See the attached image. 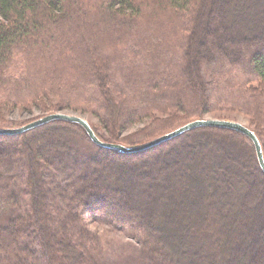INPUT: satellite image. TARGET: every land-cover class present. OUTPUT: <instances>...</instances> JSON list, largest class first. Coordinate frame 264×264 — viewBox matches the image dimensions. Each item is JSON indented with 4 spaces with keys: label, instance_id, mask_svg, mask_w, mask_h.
<instances>
[{
    "label": "trees",
    "instance_id": "trees-1",
    "mask_svg": "<svg viewBox=\"0 0 264 264\" xmlns=\"http://www.w3.org/2000/svg\"><path fill=\"white\" fill-rule=\"evenodd\" d=\"M263 17L264 0H0V128L23 125L6 121L9 108L84 110L103 120L108 137L92 126L101 140L139 146L185 118L239 108L255 115L253 130L264 151ZM256 21L261 32L253 28ZM242 22L249 33L235 35ZM209 83L223 108L206 103ZM187 92L198 93L199 102H187ZM213 131L241 138L252 167L238 158L234 144L219 153L227 140L208 147ZM81 132L57 120L0 135V264H103L105 252L86 218L137 229L132 233L146 264H264V173L250 138L201 127L124 154L93 144L85 133L91 149L81 159ZM198 175L211 187L203 210L197 206L207 192ZM175 176L193 180L176 184ZM144 184L147 190L139 189ZM52 192L61 205L49 201ZM180 199L190 201L185 210L202 222L216 211L224 219L217 234L203 226L193 231L189 218L183 222ZM242 214L247 217L240 221ZM176 229H183L180 237ZM221 234L236 243L216 256L203 254Z\"/></svg>",
    "mask_w": 264,
    "mask_h": 264
},
{
    "label": "rangeland",
    "instance_id": "rangeland-1",
    "mask_svg": "<svg viewBox=\"0 0 264 264\" xmlns=\"http://www.w3.org/2000/svg\"><path fill=\"white\" fill-rule=\"evenodd\" d=\"M228 21H232V17L231 15L227 17ZM263 21H264V17H263ZM262 21V22H263ZM245 22H242L238 27H236L234 29V33L239 34L238 36H240L241 34H247L249 33V30H245L244 28ZM247 26V25H246ZM260 23L258 21L253 22V28L257 29L261 32L260 30ZM251 27V26H250ZM264 32H261V34ZM220 35L217 33L213 34V38H217L220 39L219 37ZM235 43H226V45L228 46V48H233ZM212 47L210 50H214L216 48H214V46H209ZM216 47V46H215ZM206 73H208V76H211L212 73L209 71H205ZM199 81V80H198ZM259 81H254L252 82V85L259 87ZM184 86V85H183ZM207 93V101L206 103H217L218 105L216 106H220L222 107V102H220V100L217 98L216 96V85L214 84H210L208 85L207 89H206ZM52 101H54L56 103V101L59 100L58 96H52ZM184 98L188 101H190L192 104H197L200 100L198 93L197 94H191L190 92H187L186 94H184ZM216 100H218L219 102H217ZM221 103V104H219ZM170 111H173L174 109L172 107L169 108ZM57 112H63L66 114H75L79 117L84 118L86 121H88L90 123L91 126H95L99 132H101L103 135H105V137H108V132H106V128H104L103 125V120H101V118H99L95 113H91L90 111H74V110H67V109H62V110H53L52 108L42 111L39 108L33 107L32 110H26L23 109V107H15V108H9V110H7V113L5 115V119L6 121H11V122H18V124H27L28 122L33 121L34 119L40 118L45 116L46 114L49 113H57ZM156 112V111H155ZM159 115H161L162 118H165L166 114L165 113H159L156 112ZM182 113H184L182 111ZM193 118V117H188L185 118L182 122H179L176 126L175 129L178 126L184 125L186 123H189V120ZM202 118H217V119H227V120H232V121H238L241 122L243 125L250 127V128H254V121L256 119L254 114H250V113H246L244 111H242L239 108L236 109H213L212 111H209L208 113L204 114ZM196 120V119H195ZM151 120H146L145 122H141V123H133L130 124L129 126H127L124 130H121L120 132V136L121 137H128L129 135H131L132 133H134L135 131H137L138 129H140L141 127H143L147 122H150ZM192 121V120H191ZM22 122V123H21ZM16 124V125H18ZM15 125V124H14ZM10 127H20V126H9ZM82 128V127H81ZM174 128V127H173ZM210 128V127H207ZM31 131V130H30ZM214 132V133H213ZM211 132V134H209L208 136L213 139L212 137H214V141L210 142L208 144V147H215V145L217 144L216 140L217 139H222V140H227L228 142H225V147L224 149H218L219 153L221 155L224 154V152L226 151L227 148L231 149L232 146L236 145L238 148L237 150H234L236 153H239L238 158H243L244 162H246V164H248L247 166L250 168L252 167V163L249 162V155H248V150L245 149V147L243 146L244 141L240 140L241 138L237 139H232L231 137H229L230 133H220L219 131H213ZM79 133V132H78ZM225 134H228V137H224ZM81 135V136H80ZM80 135L77 136V145L79 146L80 150V155L79 157H81V159H86L87 157L85 155L88 154L89 150L91 149V147L87 144L89 143V141L87 140L88 138L86 137L85 133H80ZM85 136V137H84ZM27 138H31L32 137V133H29L28 136H26ZM155 137L151 138V140H153ZM148 139H146L145 142ZM21 141V140H20ZM150 141V140H149ZM241 141V142H240ZM234 142V143H233ZM120 143V142H118ZM122 143V142H121ZM90 144V143H89ZM125 144V143H122ZM234 144V145H233ZM97 145V144H96ZM231 146V147H230ZM233 148V147H232ZM85 150V151H84ZM24 151V149H23ZM38 151V150H36ZM41 151V149H40ZM87 152V153H86ZM67 158V156H66ZM203 159L206 158V156H202ZM237 158V159H238ZM69 159V158H68ZM120 158H116L117 161H119ZM120 160H125L123 158H121ZM19 165V163H17ZM67 170V169H65ZM69 171V170H67ZM199 176V175H198ZM138 178H141L143 180H146L144 183L148 182V177L147 176H138ZM177 179L178 176H175ZM233 177L235 179H238L237 176L233 175ZM183 179V180H182ZM182 180V184L185 185L188 181H192L193 178L189 179V177H179L176 181V184L181 182ZM198 180L200 181V183L204 186V188H206V192L207 194L204 195L202 202H200L197 206L198 210H203L204 209V204L205 201L208 199L209 195L208 192L211 190V187L208 183V179L205 178V176H199ZM147 184L141 185L139 189H144V187H146ZM0 205H4L3 201L4 199L2 194L4 192L2 186H0ZM147 190V187H146ZM50 199L49 201H55L57 203L60 204L61 200L60 198L57 197V194L54 192L51 193V195L49 196ZM180 198V197H178ZM140 200V198L138 199V201ZM181 203L179 205V209H178V213L179 215H183V217L181 216V219L183 222L186 221L187 218H189L188 220L191 221L192 226L190 227L193 231H198L201 226L205 227L207 230H209L210 232L214 233L215 235L217 234V230L219 229V227L221 225H223L224 219H222V217H220L219 219H217L219 216L216 215V211H213L211 209V211L208 213L207 217L205 218V221L202 222L199 218H198V213H193L191 215V213H187V211L185 210V208L190 205V201L184 200V199H180ZM159 203V207H162V201H157ZM61 205V204H60ZM173 207V204H170L166 210H164V212H166L168 210V208ZM218 206V204H217ZM228 208V206H226ZM233 208V210L235 211H240L239 209H237L236 207H231ZM3 210L0 207V211ZM67 211L63 214H66ZM186 213L190 216H187ZM87 217V215H86ZM247 216L242 214L240 221H243ZM41 218H43V222H45L44 224L46 225L48 223V219L45 217L44 214H41ZM187 220V221H188ZM47 222V223H46ZM86 222V228H88V230L93 234V238H95L96 240H99L101 242V245L103 247V250L105 252V256H103V264H146L145 262V255L144 252L142 250L141 247V242L139 241V238H137V236L135 234H133L132 232L137 231V229L133 228L131 229H120L118 227H116L115 225H113L110 222L107 221H94L91 220L90 218H86L84 221V224ZM154 224H158L155 220H154ZM61 229L63 228V225L61 224ZM178 237H180L182 235L183 229H176L174 231ZM227 240L225 239V235L221 234L220 239H210L209 243L210 246H206L205 248H203L202 252L203 254H205L208 251H212L213 255L216 256L218 254V249L222 248V246L226 245V244H234L236 243L235 241H230L229 243H226ZM165 251H167L165 249ZM247 258V257H246ZM245 259V257H244ZM248 259V258H247ZM241 264V263H240ZM244 264V263H243Z\"/></svg>",
    "mask_w": 264,
    "mask_h": 264
},
{
    "label": "water",
    "instance_id": "water-1",
    "mask_svg": "<svg viewBox=\"0 0 264 264\" xmlns=\"http://www.w3.org/2000/svg\"><path fill=\"white\" fill-rule=\"evenodd\" d=\"M57 120L72 122L79 125L84 129L85 133H87L88 137L90 138L93 144L95 143L104 149L108 148L115 151H119L124 154L141 152L142 150L154 148V146L165 143L170 139L176 138L178 135L188 132L189 130L197 129L201 127H210V128L217 127L221 129H225V128L230 129L236 132L238 131L253 141L257 153V160L259 161L260 168L264 173V151L262 149L259 138H257L255 131L252 128L243 125L241 122L238 121L236 122L227 119L223 120L217 118H212V119L200 118V119L192 120L189 121V123L177 127L175 130L166 132L165 134L157 136L153 140H150L139 146H127L122 143H114L109 141L105 142L97 136L96 132H94V130L92 129L90 123L86 121L84 118L79 117L75 114H66L63 112L46 114L45 116L34 119L33 121L28 122L27 124L21 125L20 127L0 128V135L10 136V135L22 134L23 132L33 130V128L43 126L46 123H50L52 121H57Z\"/></svg>",
    "mask_w": 264,
    "mask_h": 264
}]
</instances>
